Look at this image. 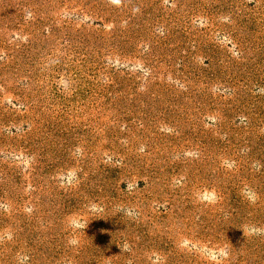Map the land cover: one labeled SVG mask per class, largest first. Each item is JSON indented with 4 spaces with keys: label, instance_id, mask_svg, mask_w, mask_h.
Returning <instances> with one entry per match:
<instances>
[{
    "label": "rangeland",
    "instance_id": "obj_1",
    "mask_svg": "<svg viewBox=\"0 0 264 264\" xmlns=\"http://www.w3.org/2000/svg\"><path fill=\"white\" fill-rule=\"evenodd\" d=\"M0 264H264V0H0Z\"/></svg>",
    "mask_w": 264,
    "mask_h": 264
},
{
    "label": "clouds",
    "instance_id": "obj_2",
    "mask_svg": "<svg viewBox=\"0 0 264 264\" xmlns=\"http://www.w3.org/2000/svg\"><path fill=\"white\" fill-rule=\"evenodd\" d=\"M72 243H74V241Z\"/></svg>",
    "mask_w": 264,
    "mask_h": 264
}]
</instances>
